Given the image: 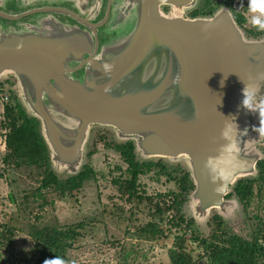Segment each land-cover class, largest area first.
<instances>
[{
    "label": "water",
    "instance_id": "1",
    "mask_svg": "<svg viewBox=\"0 0 264 264\" xmlns=\"http://www.w3.org/2000/svg\"><path fill=\"white\" fill-rule=\"evenodd\" d=\"M6 1L0 0V18L38 15L18 27L0 22V80L16 81L56 174L80 172L90 130L101 126L133 141L143 159L185 166L195 223L237 207L226 196L237 180L256 175L262 156L259 112L242 100L245 83L259 82L256 103L264 98V81H257L264 35L247 38L227 8L187 17L197 0H108L95 23L103 0H71L77 13L51 5L58 0H16L27 8L19 15L3 11ZM110 8L109 30L117 35L99 44L95 28ZM233 142L238 151L227 150Z\"/></svg>",
    "mask_w": 264,
    "mask_h": 264
},
{
    "label": "rangeland",
    "instance_id": "2",
    "mask_svg": "<svg viewBox=\"0 0 264 264\" xmlns=\"http://www.w3.org/2000/svg\"><path fill=\"white\" fill-rule=\"evenodd\" d=\"M248 4L249 0H210V5L202 9H232L242 15L245 26L256 30L250 23L253 13ZM9 79L0 80V264H38L40 250L33 236L53 229L69 235L64 239L70 244L63 253L66 264H170L171 251H178L174 239L181 235L185 240L183 249L193 264H207L205 250L194 237L211 242L217 223L208 220L191 227L173 226L174 211H158L179 192L180 169L185 168L181 162L161 159L164 169L143 168L135 191L123 194L114 183L130 176L115 148L122 141L111 129L101 126L91 128L85 150L84 164L92 168L93 174L72 192L61 194L53 185L41 187L44 167L16 164L11 158L5 162L11 150L5 145L9 128L4 124L7 113L2 103L6 96L9 100L17 96L16 81ZM136 153L139 160H159L143 159ZM182 210L191 217L188 201ZM223 219V228L217 231L225 234L249 239L254 230L264 232V187L256 184L247 206L243 209L237 204ZM151 229L155 233L147 231ZM7 236L9 240H5Z\"/></svg>",
    "mask_w": 264,
    "mask_h": 264
},
{
    "label": "trees",
    "instance_id": "3",
    "mask_svg": "<svg viewBox=\"0 0 264 264\" xmlns=\"http://www.w3.org/2000/svg\"><path fill=\"white\" fill-rule=\"evenodd\" d=\"M234 20L240 25L243 18L240 14L235 13ZM259 33L260 32H255L254 34ZM5 112L7 113L5 116L7 118L4 124L9 128L5 136V145L11 150V154H7V156L4 157L3 160L5 162L11 158V160L16 161V164L26 162L44 167L45 175L41 180V187L53 185L61 194L79 189L84 181L93 174V170L88 164H84L80 172L75 175L61 177L56 174L51 169L49 163V153L39 131L38 119L30 117L26 113L16 95L4 106V113ZM11 112L14 113V115L10 116ZM115 148L120 153L123 161L127 164V170L130 174L129 178L124 180V182H119L118 180L114 181L119 191L123 194H131L135 191L138 175L143 173V168L149 169L153 166L165 168L161 163V159L156 161L139 160L133 141L120 142L116 144ZM262 163L263 161H259L256 164L259 173L257 174L258 178L245 177L237 180L231 187V191L226 198L235 197L244 209L247 206L249 197L252 195L253 187L256 184L258 187H264V170L261 169ZM180 173L178 194L174 195L169 205L158 209V211H174V216L171 218L173 226H180V224H183L186 227H191L195 225V221L192 217L185 216L182 206L188 201L189 194L193 190L194 185L186 168H181ZM176 177L177 176H174L173 179H176ZM211 221L217 223L216 230L213 231L211 235V242L194 237L205 250L207 264H264L263 230H254L250 238L246 239L237 234H225L223 231H217L223 228L225 222L218 214L213 213L209 219V223H211ZM262 225H264V220L262 221ZM6 231L11 235L10 229H6ZM147 231L155 233L153 229ZM68 237L69 235L67 233H61L55 229L50 232H48V230L36 232L33 239L40 250L37 263L43 264L45 259H52L56 256L63 259L65 248L70 246L69 243L64 241V239ZM5 240H9V237L5 238ZM184 242L183 235L175 237L173 245L178 251H171L170 264H193L191 256L183 249Z\"/></svg>",
    "mask_w": 264,
    "mask_h": 264
},
{
    "label": "flooded vegetation",
    "instance_id": "4",
    "mask_svg": "<svg viewBox=\"0 0 264 264\" xmlns=\"http://www.w3.org/2000/svg\"><path fill=\"white\" fill-rule=\"evenodd\" d=\"M58 2H59L58 4H51V5L52 6H59L61 8H66L68 10H71L72 12L77 13V11H76V9H75V7L73 5L74 3L71 0H58ZM107 2H108V0H103V3H102V5H101V7L99 9L98 14L96 15L95 19L92 20L93 23L99 22L105 17L106 12H107ZM205 4H207L209 6L210 5V0H197V3L195 5V7L193 9L187 11L186 16L187 17H191V18L192 17H197V16H211L219 9V8L214 9V6H213V7H211L208 10H204V9H202V7H204ZM40 6H48V4L45 2V3H43ZM26 9L27 8L19 7L17 2H16V0H7L6 3H5V8L3 9V11L8 13V14L19 15L21 13H24ZM165 10H167V8H165ZM229 12L232 14L233 18L235 17V13H237L236 11H234L232 9H229ZM37 15L38 14L27 15V16H24V17L20 18L19 20H7V19L0 18V22L3 25H5V26L18 27L19 23L31 20L32 18H34ZM55 15L57 17H59L61 20H67V21H69L71 23H75V20H73V19H71V18H69L67 16L57 15V14H55ZM110 19H111V8H110V12L108 13V16H107V19H106L105 23L102 26L95 28V32H97V39H98L99 44H101L104 41H107L110 38H112V37L117 35L114 30H109L110 29V23H111ZM243 22H244V19H243V21H242V23L240 25L238 23H237V25L240 27V29L243 31L244 35L247 38L258 39V38H260V37H262L264 35V31H260V30H257V29L254 30V29H252L250 27L248 28L247 26L244 25ZM255 32H260V33L259 34H254ZM9 78H11V77H9ZM9 78H6L7 81H8ZM257 146H258L260 152L263 155V156H261L259 161H263V163L261 165V169L264 170V166H263L264 165V139H263V141H260ZM257 174H259L258 173V169H257V173H256V175L254 177H247V178H256V177L258 178Z\"/></svg>",
    "mask_w": 264,
    "mask_h": 264
},
{
    "label": "clouds",
    "instance_id": "5",
    "mask_svg": "<svg viewBox=\"0 0 264 264\" xmlns=\"http://www.w3.org/2000/svg\"><path fill=\"white\" fill-rule=\"evenodd\" d=\"M242 7V6H241ZM248 9L253 15L251 16L250 23L257 28V30L264 31V0H249ZM257 81H264V72L257 74ZM221 86L224 85V80L220 81ZM260 92L259 82L245 83L243 89V100L242 105L249 111L259 112L260 116V127L255 129L256 131L264 134V98L261 99V102L256 103V98ZM228 151L237 150L236 145L233 142L227 148ZM215 180V177H213ZM43 264H66V261L59 256H56L52 259H45Z\"/></svg>",
    "mask_w": 264,
    "mask_h": 264
},
{
    "label": "built area",
    "instance_id": "6",
    "mask_svg": "<svg viewBox=\"0 0 264 264\" xmlns=\"http://www.w3.org/2000/svg\"><path fill=\"white\" fill-rule=\"evenodd\" d=\"M9 101H10V100H9V96H6V97H5V101H4V103H2V104H3V105H2V106H3V111H4V106H5L7 103H9Z\"/></svg>",
    "mask_w": 264,
    "mask_h": 264
}]
</instances>
